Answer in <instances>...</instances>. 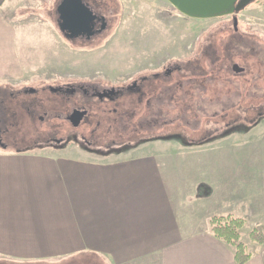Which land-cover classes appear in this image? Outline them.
I'll use <instances>...</instances> for the list:
<instances>
[{"label":"rangeland","instance_id":"1","mask_svg":"<svg viewBox=\"0 0 264 264\" xmlns=\"http://www.w3.org/2000/svg\"><path fill=\"white\" fill-rule=\"evenodd\" d=\"M101 1L106 5L88 2L110 19L103 37L89 42L67 39L57 20L62 0H52V10H45L51 29L40 21L35 33L19 35L27 72L24 80L0 86V147L36 152L75 149L107 160L143 145L200 147L219 145L229 137L224 147L239 149L245 162L259 164L256 170L236 169L232 178L255 180L254 196L263 205L264 118L256 126L252 123L259 108L264 110V0H253L237 12V27L232 14L194 18L168 0ZM171 63L180 64L183 72L164 79L169 101L163 104L154 100L148 106L140 100L144 93L133 92L101 105L79 94L68 93L64 99L49 88L89 82L129 85L145 74L165 73ZM234 64L245 70L235 72ZM82 104L90 113L75 126L67 116ZM249 126V131H242ZM231 127L239 130L227 135ZM263 213L253 220L264 223ZM244 218L241 239L248 248L259 244L251 239V230L264 224L251 225ZM0 264L13 263L0 259Z\"/></svg>","mask_w":264,"mask_h":264},{"label":"crops","instance_id":"2","mask_svg":"<svg viewBox=\"0 0 264 264\" xmlns=\"http://www.w3.org/2000/svg\"><path fill=\"white\" fill-rule=\"evenodd\" d=\"M52 5V0H4L0 6V86L24 80L27 64L19 35L35 33L40 21L51 29L45 10ZM228 139L176 149L143 145L107 160L75 149L0 147V259L13 264H236L233 247L212 234L210 219L230 213L262 224L253 218L259 219L264 204L254 196L255 180L232 178L236 169L256 170L259 164L245 162L239 149L224 147ZM201 182L212 187L211 197L197 195ZM248 248L247 264H264V244Z\"/></svg>","mask_w":264,"mask_h":264},{"label":"flooded vegetation","instance_id":"3","mask_svg":"<svg viewBox=\"0 0 264 264\" xmlns=\"http://www.w3.org/2000/svg\"><path fill=\"white\" fill-rule=\"evenodd\" d=\"M84 4L88 6L92 10V12L96 15L95 19H92L88 26L80 28L76 26H70L69 21L67 19V13H68V7L71 6L74 2L72 0L65 1L64 8L59 11L57 6V13H58V26L60 28V24L63 23L64 30H61L63 35L70 40H83L84 42L93 41L96 38L103 37L107 31V29L110 28V19L107 16V13L102 10V8H96L93 9V7L90 6L89 0H82ZM63 2V0H62ZM106 2V1H104ZM100 0L98 4L95 3L97 6L106 5ZM108 5V4H107ZM109 7V5H108ZM62 17V18H61ZM67 19L65 22L64 20ZM183 68L180 66V64L177 63H171V66L165 70V73H159V72H153L150 75H143L140 79H136L133 81V83L129 85H120V86H113V85H101L100 83H67L65 85H58L57 87L50 86L49 88L54 91L56 94L62 96L64 99L68 96V93H71L72 95L79 94V96L85 98L88 102L93 103L94 100L98 104L104 103V102H116L117 100L123 98L126 93L138 92L143 95L141 96L140 100L143 104H147L148 106L153 105V101L156 100V102H160L163 104V102L169 101L166 96L164 97L165 93L163 90L164 86V79L167 77H171L173 73H177V77L180 76V73L183 72ZM192 71H196L192 70ZM144 87H147V89L144 90ZM144 90V92H143ZM163 92V93H162ZM12 94V93H11ZM165 103V102H164ZM99 106V109H101L102 106ZM75 110H85L86 113L83 115L82 120L80 121V124L85 122L86 119L89 116L90 109L87 104H82L79 106H76L73 108L72 113ZM1 111V110H0ZM116 111V109H115ZM67 116V119L72 123L70 120V116ZM44 115L40 116V118H43ZM73 124V123H72ZM151 124V123H150ZM74 125V124H73ZM0 142H2L0 137Z\"/></svg>","mask_w":264,"mask_h":264},{"label":"water","instance_id":"4","mask_svg":"<svg viewBox=\"0 0 264 264\" xmlns=\"http://www.w3.org/2000/svg\"><path fill=\"white\" fill-rule=\"evenodd\" d=\"M65 1L58 5V10L61 11L64 8ZM74 3L68 8L67 19L70 26H78L80 28L88 26L92 19L96 18V15L82 0H72ZM178 11L182 14L194 18H210L223 14H232L235 27H237L238 17L237 12L244 9L253 0H168ZM62 18V17H61ZM65 19L64 22L67 20ZM60 29L64 30L63 23L60 24ZM237 29V28H236ZM233 70L237 73L243 72L244 67L238 64L233 65ZM86 113L85 110H75L70 116L72 123L77 126Z\"/></svg>","mask_w":264,"mask_h":264},{"label":"trees","instance_id":"5","mask_svg":"<svg viewBox=\"0 0 264 264\" xmlns=\"http://www.w3.org/2000/svg\"><path fill=\"white\" fill-rule=\"evenodd\" d=\"M3 3L4 0H0V6ZM258 114L259 116L257 115V118L253 119V123H252L253 126H256L261 121V119L264 118V110L259 108ZM250 127L251 126L246 128L244 127L245 129H242V131L247 132L251 129ZM238 130L239 129L236 128L234 130L231 127L229 128V133L227 135ZM219 137L220 136H218L217 138ZM143 141L145 142L147 141V139H144L141 142ZM192 144L193 143H188V145H192ZM212 194H213V189L209 184L204 182L198 184L197 195L199 197L208 198L211 197ZM210 222H211L212 234L217 239L224 241L233 247L236 264L249 263L252 258V253L248 250L246 244L241 239V230L244 228V226L247 223L246 219L244 217L236 216L233 214H220V215H213L210 219ZM250 237L253 241L259 244H264V228L262 226H255L250 232Z\"/></svg>","mask_w":264,"mask_h":264}]
</instances>
